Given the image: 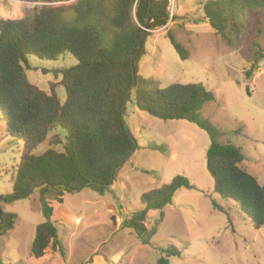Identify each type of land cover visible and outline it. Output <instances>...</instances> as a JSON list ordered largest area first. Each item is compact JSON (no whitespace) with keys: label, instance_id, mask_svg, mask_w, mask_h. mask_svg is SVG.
<instances>
[{"label":"trees","instance_id":"1","mask_svg":"<svg viewBox=\"0 0 264 264\" xmlns=\"http://www.w3.org/2000/svg\"><path fill=\"white\" fill-rule=\"evenodd\" d=\"M42 6L20 19L0 20V118L8 135L23 141V151L13 178V193L6 202L24 199L39 192L47 221L38 225L31 247L35 258L48 248L65 256L51 218L49 200L63 203L67 193L90 188L105 195L118 171L138 149L125 122L128 102L162 121H186L209 137L206 167L214 181V192L234 203L249 218L256 230L264 227V183L243 167L246 156L231 141L237 131H222L202 115L204 106L215 95L201 84H172L161 88L159 82L139 75L138 60L146 38L167 29L174 19L171 0H21ZM71 3V7L56 6ZM264 10V0H209L204 16L229 46H238L249 26L250 13ZM72 13L69 17L68 13ZM172 19V20H171ZM167 37L183 58L189 52L168 30ZM250 78L264 50L253 44ZM68 53L77 65L61 69L60 85L66 92L62 102L57 83L47 93L29 82L28 57L55 61ZM58 129L64 131L62 137ZM47 149L36 154L43 143ZM146 148L171 156L166 144L149 143ZM159 179L156 172H146ZM197 190L184 175H176L141 195L142 208L132 212L121 224L150 246L164 209L173 203L180 190ZM214 209L224 211L217 203ZM160 216L152 226L145 224L150 211ZM16 215L0 212V235L13 229ZM166 257L157 264H169L180 257L178 249H160Z\"/></svg>","mask_w":264,"mask_h":264},{"label":"rangeland","instance_id":"2","mask_svg":"<svg viewBox=\"0 0 264 264\" xmlns=\"http://www.w3.org/2000/svg\"><path fill=\"white\" fill-rule=\"evenodd\" d=\"M208 1L171 0L174 19L167 29L146 38L145 53L137 64L139 75L157 80L161 88L195 83L211 91L215 101L204 106L202 115L222 131L238 132L231 141L246 156L243 167L264 183V58L257 63L252 76L246 77L253 64V44L264 50V10L250 13L249 26L240 44L229 46L204 16L203 5ZM41 6L21 0H0V20L20 19ZM56 6L71 7L72 2ZM168 30L189 52L187 59L171 44ZM77 63L68 53L55 61L31 55L26 75L30 83L47 93L51 92V84L57 83L55 92L64 102L66 92L59 84V71ZM125 122L138 149L118 171L105 195L84 188L79 193L65 194L62 207L56 200L48 201L53 208L51 222L65 248V256L57 251L39 259L32 256L31 247L37 226L47 218L37 190L27 198L5 201L13 193L23 141L8 135L0 118V212L16 215L13 229L0 235V264H157L166 257L160 249L168 247L181 254L170 257L169 264H264V227L254 229L232 201L214 192V181L206 167L208 135L186 121L151 117L133 101L126 104ZM58 132L63 137L64 131ZM149 143L168 145L171 156L149 150ZM47 147L45 142L35 153L41 154ZM153 171L159 179L146 173ZM176 175L186 176L197 190L182 189L175 194L173 203L164 209V219L151 245L145 246L116 219L124 221L142 208L144 192L168 184ZM213 203L224 211L214 209ZM62 209L73 217L83 215L81 225L61 222L58 218ZM159 216V211H150L147 227Z\"/></svg>","mask_w":264,"mask_h":264},{"label":"crops","instance_id":"3","mask_svg":"<svg viewBox=\"0 0 264 264\" xmlns=\"http://www.w3.org/2000/svg\"><path fill=\"white\" fill-rule=\"evenodd\" d=\"M82 192V191H81ZM64 203V202H63ZM63 203H61V207L63 206ZM60 207V208H61ZM114 209L112 207H110V211L112 212ZM62 212V214H61ZM83 215L81 216H78V217H73L68 211H65L64 209L60 210V216H59V220L61 222H66V223H70L71 225H75V227H79L82 223V218ZM62 226H65L63 223H61ZM119 225V224H118ZM50 248H48V250L46 251V254L42 257V258H39V259H45V257H47L48 255H53L54 253H56L57 251H53V253L51 254L50 253Z\"/></svg>","mask_w":264,"mask_h":264},{"label":"built area","instance_id":"4","mask_svg":"<svg viewBox=\"0 0 264 264\" xmlns=\"http://www.w3.org/2000/svg\"><path fill=\"white\" fill-rule=\"evenodd\" d=\"M117 224H122L124 221H122L120 218L116 219Z\"/></svg>","mask_w":264,"mask_h":264}]
</instances>
